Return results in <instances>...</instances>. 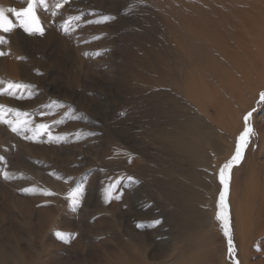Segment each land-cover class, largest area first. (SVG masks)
<instances>
[{
  "label": "rangeland",
  "instance_id": "rangeland-1",
  "mask_svg": "<svg viewBox=\"0 0 264 264\" xmlns=\"http://www.w3.org/2000/svg\"><path fill=\"white\" fill-rule=\"evenodd\" d=\"M34 6L43 35L0 32V116L49 129L0 122V264H264V0ZM190 125L201 145L180 150ZM245 127L230 255L219 171Z\"/></svg>",
  "mask_w": 264,
  "mask_h": 264
},
{
  "label": "snow or ice",
  "instance_id": "snow-or-ice-1",
  "mask_svg": "<svg viewBox=\"0 0 264 264\" xmlns=\"http://www.w3.org/2000/svg\"><path fill=\"white\" fill-rule=\"evenodd\" d=\"M35 0H32L31 7L26 8L25 10H16L15 12V22L10 18L8 15V12L4 10H0V32L3 33H10L14 30L17 26H19L24 32L28 33L29 35H43L44 34V28L42 24L39 22V17L36 14L35 10ZM0 43H3V40L0 39ZM5 53L0 51V55H4ZM9 90L13 88H22L23 85H17L9 83L7 85ZM23 98V97H21ZM260 102L264 103V94H261L260 96ZM0 109H2V106H0ZM11 111V110H10ZM20 115L19 113L17 114ZM25 116L27 114H24ZM251 116V113H248V115L245 117V122L247 124V121L249 117ZM0 122L7 123L10 129L13 132H18L21 130V128H25L29 131H33L34 134H42L46 131H48L49 126L40 123L35 126L34 129L28 128L29 121L27 119L24 120H6L2 116H0ZM252 133V129L250 127H245V130L240 134L237 141V146L234 155L232 156L231 160L225 162L223 166L221 167L219 171V179L220 183L224 186V191L220 193L219 196V212L217 219L221 222L223 225V231L224 235L228 237V244H229V254L231 255L233 253V247H232V238L230 235V217L228 212V206L225 203L226 199V193L228 191V185L230 181V170L233 168L234 165H236L238 162H240L243 158V153L247 147V144L249 142V137ZM56 139H59L58 137ZM49 195L51 193H48ZM82 194H83V188L82 187H76L72 193L69 195V199L71 200V204L73 207V210H76L77 206L81 204L82 202ZM107 198L111 199L112 197V190L111 188L108 190ZM156 224L160 223V221H156ZM57 237L60 239H65V234L63 233H56ZM236 264H239L237 261Z\"/></svg>",
  "mask_w": 264,
  "mask_h": 264
},
{
  "label": "bare ground",
  "instance_id": "bare-ground-1",
  "mask_svg": "<svg viewBox=\"0 0 264 264\" xmlns=\"http://www.w3.org/2000/svg\"><path fill=\"white\" fill-rule=\"evenodd\" d=\"M232 15V14H231ZM180 19V18H179ZM171 21V20H170ZM194 23V22H193ZM201 23V22H200ZM195 25V27H196V23H194ZM200 24L198 23V25L197 26H199ZM171 27V26H170ZM191 27H192V24H191ZM192 29V28H191ZM182 40V39H181ZM243 42V41H242ZM261 52V51H260ZM173 63V62H172ZM173 65V64H172ZM158 66V65H157ZM156 66V67H157ZM177 71H178V73L179 74H181V70L180 69H178L177 68ZM170 73H172V72H170ZM171 76V75H170ZM175 76V75H174ZM178 76V75H177ZM176 76V77H177ZM183 77V76H182ZM196 77V76H195ZM194 79V77L192 76V75H190V76H188V78H187V80L186 79H184L183 80V87L186 89V93H187V95H190V96H192L191 95V92H190V90L189 89H187V82L188 83H190V80H193ZM198 79V78H197ZM139 81H141V78H139L138 79ZM151 80V79H150ZM149 80V81H150ZM195 80V79H194ZM144 82V81H143ZM142 82V83H143ZM182 82V81H181ZM193 82V81H192ZM171 85H174L175 87H176V83H174V82H172L171 83ZM194 94V93H193ZM196 96V95H195ZM184 124V123H183ZM192 125V124H191ZM191 125L190 126H187L186 127V130H184V133H185V135H184V144H177L178 145V148L181 150V149H186L187 151H189V150H194V148H196V147H199L200 145H201V142H200V136L197 134L196 135V133H195V130L193 129V127H191ZM237 127V126H236ZM177 134H173V135H171V136H176ZM196 136V137H195ZM246 238V237H245ZM243 240V239H242ZM244 244V243H243ZM246 244V243H245ZM245 246V245H244ZM242 248H244V247H242ZM242 252H243V250H242ZM246 256V255H245ZM247 257V256H246ZM246 261V260H245Z\"/></svg>",
  "mask_w": 264,
  "mask_h": 264
}]
</instances>
